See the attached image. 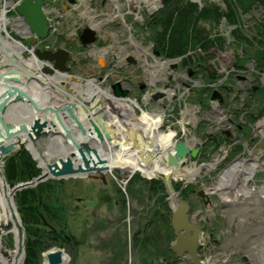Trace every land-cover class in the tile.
I'll return each instance as SVG.
<instances>
[{
    "label": "rangeland",
    "instance_id": "1",
    "mask_svg": "<svg viewBox=\"0 0 264 264\" xmlns=\"http://www.w3.org/2000/svg\"><path fill=\"white\" fill-rule=\"evenodd\" d=\"M3 1L0 0V12L5 8V17L14 18L15 16L10 13L9 6H3ZM197 2L201 3L200 7L208 2L222 5L221 0H197ZM161 6V0H83L81 3L79 0L75 10L69 12L64 19L63 32L68 34L70 29L78 31L83 27L95 26L99 38L93 46L86 50L71 49L74 60V70L71 74L76 78L82 77L87 80L95 78L96 84L104 91L119 85L120 90L127 91L129 99L139 104V107L133 105L137 116H141L142 111L150 113L151 111L156 113L164 111L161 106L151 105L150 95H146V92L139 88L141 84L145 86L144 90L146 91L151 92L150 89L154 88L171 94L176 89L175 87H178L176 93H184L182 98H188L190 94L187 93L188 87L184 84H193L194 81L192 80L196 79L195 81L199 82L200 80L193 77L195 75L193 72L175 71L167 64H165L166 68L158 66L157 62L163 63V59H160L159 56L156 57L153 51L152 35L154 30H151L150 41V34L145 29L147 25L144 27L145 21ZM263 18L264 11L260 9L253 11V13L241 14L238 17V24L233 26L224 23L215 25L207 21L200 24L201 30L204 29L209 38L221 37L224 39V42L219 43V48H212L208 51L210 55L213 53L215 57L218 56V60L210 57L211 60H208L204 66L212 65L213 70L219 69L220 75H224L223 70L230 71L228 80L222 79L221 84L230 88L235 87L233 92L236 94L240 90L248 92L249 88L257 85L253 61L249 60L247 69L251 74L248 76L249 78L245 77V81L243 80V73L237 72V69L233 68V62L238 58V55L242 56L241 53L245 55L249 51L248 49L251 47L248 48V46H252V40H256L255 36H259L256 34V24ZM13 24H7V31L13 27ZM253 42L255 45L256 42ZM221 47L224 48L221 49ZM93 48L94 50H106L110 55H105L101 64H98L97 59L101 53L99 56L93 57L90 52ZM195 51L202 52V49L199 48ZM111 55L112 57L123 56L122 61L126 56L134 57L137 59V64L124 65L120 69L107 67L109 63L106 61H112ZM216 61L217 64H215ZM101 69L103 71H99ZM106 75H108L107 80ZM263 78L262 76L259 78L261 84L264 82ZM176 79H178L179 85L176 84ZM244 82L250 84L247 90L243 86ZM166 86L169 88L165 89ZM61 89L62 87L59 88V90ZM220 92L222 93V91ZM223 93L224 95L227 93L226 100L230 101L229 91L225 90ZM51 94L57 95L56 92H51ZM231 101L234 103L229 106L230 109H224V116L216 115V119L209 120V124L206 123L208 121L206 119L205 127L203 130L201 127L197 134V129L192 127L197 124V121L183 122V116L179 115L180 110L175 115L169 110L167 111L168 121H165L161 130L164 132H168L170 129L175 131L176 135L171 141L172 144H175L178 140L190 139L195 135H199L201 138L205 133L207 136V125H220L227 122L228 119L236 125L233 114L231 113V116L229 113L232 111V107L244 110V106L242 107L244 101L242 99H231ZM127 103L130 104L131 102L127 101ZM125 117L121 121L124 122V119H127ZM197 120L204 121L199 118ZM114 125L118 124L114 123ZM116 128L117 131L115 132L118 137V133L121 132L120 126ZM47 140L48 137H44L36 142L37 150L43 159L48 158L47 155L43 156ZM12 154L4 158V163L6 158ZM216 159H219V156H215L214 160ZM214 160L203 163H212ZM0 164L4 167L3 162ZM224 166V164L220 165L219 170ZM263 177V173L258 174L252 183L253 187L260 186L264 180H262ZM155 180H159L158 177ZM201 180L204 181V185H207V178L202 177ZM62 181L60 200L66 211V224L69 227L70 235H72V241L69 242V245L62 248V251L70 257L66 264H141L142 261L148 259V257H143L145 250L151 252V257H149L151 264H164L163 262H166L167 254H163L161 251H167L173 235L171 229H166V226L163 225L162 216L166 206L160 201L159 194L165 192L166 197H168V192L164 186V191L154 192L150 187V179L142 176L139 172L131 175L129 170L122 171L120 168L112 173L108 172L105 175V183L100 180L79 177L67 178ZM196 188L200 189L199 187ZM157 201L160 203L158 204ZM176 201L178 202V200ZM155 202L157 204H154ZM197 202H199L198 208L200 209L193 212L191 219L196 225L203 218V221L200 222L201 225L205 226V234L202 239L204 255L201 259L205 264H256L253 256L243 248L244 239L247 240L246 236L252 235L253 231L248 229L245 232L243 227L238 226L239 221L235 216L239 209L233 205L237 203H227L221 195L214 193H211L209 206H202L200 199L194 197L193 203L196 205ZM226 206L228 208L224 209ZM237 206L239 205L237 204ZM240 211H242L241 221L251 222L249 227L252 228L255 222L254 219L249 218L259 215V212L245 205L240 207ZM245 214L248 217H244ZM210 233L214 234V239L218 241L216 244L208 241ZM150 239L151 246L145 245V242L150 241ZM4 246L11 250L15 249V237L13 235L5 237ZM51 249L53 248H49V250ZM137 252L140 256L137 255ZM44 262L45 258L42 256L40 264ZM20 264H23V259Z\"/></svg>",
    "mask_w": 264,
    "mask_h": 264
},
{
    "label": "water",
    "instance_id": "2",
    "mask_svg": "<svg viewBox=\"0 0 264 264\" xmlns=\"http://www.w3.org/2000/svg\"><path fill=\"white\" fill-rule=\"evenodd\" d=\"M69 2L74 3L75 0H69ZM44 7L45 0H21L15 3L14 10L17 14L15 20L22 23L19 28L24 31L20 34L16 30L17 39L13 40L15 42L13 47L17 49L20 57L11 47H1L3 45L0 36V162H4L6 156L19 148L25 147L37 161L38 168L43 170L38 177L19 183L14 187H11L4 174H1L3 189L7 194V203L11 209L19 191L34 188L49 179L87 178L91 173L104 176L109 171V167L106 160L102 158L100 144L116 140V137H112V133L116 134L114 129L110 127L111 129L108 131L109 128L105 127V125L113 124L105 122L106 119L101 114L102 109L95 110L93 108L94 111L89 114L85 106L79 105L78 100L82 99L76 95L71 86L77 80H74L73 76L68 73L70 71L67 66L69 51L65 49L54 51L34 49L38 40H45L49 34L50 22ZM79 39L83 46H90L97 40V31L87 27L79 34ZM33 57L36 58V63L40 67L34 71L35 74L32 72V68L30 72L26 65V61H32ZM130 61L136 63L135 60L130 59ZM171 64L172 68L177 67V62ZM40 77L51 78L54 85H47ZM67 77L70 78V82L64 83L63 80ZM54 79L59 80L55 81ZM34 81L41 85V89L43 87V89L56 91L65 100L52 105H47L45 102L38 103L28 90L31 85L36 86ZM59 86H62L65 92H58L57 87ZM113 88V95L116 97L127 96V91L120 90L119 85L113 86ZM71 95L78 98L72 99ZM164 96V93H160L155 99ZM106 99L109 101V98ZM212 99L223 100V97L219 91H214ZM85 105L88 106L89 103L86 102ZM163 105L166 107V99L163 100ZM80 109L88 114V128L82 121ZM58 125L61 129H58ZM74 129H78L77 132ZM44 137H48L49 143L52 139L61 137L65 142V149H50L48 143L46 150L51 152L43 154L48 158L39 160L41 158L39 153L40 156L37 159L34 151H39L35 144ZM23 138H26L28 144L22 141ZM91 141L95 142L98 147L92 146ZM115 148L119 149V145H115ZM198 152L199 149L192 148L184 141L173 145L166 160V167L169 171L163 177L167 191L171 196H176L171 183L173 172L185 168L186 157L190 155L192 158H196ZM153 178L157 179V177ZM153 178L148 179L152 180ZM159 178L161 177L159 176ZM188 211L189 208L184 202L173 204L171 225L176 235V241L172 250L177 254V257L188 253L197 264L201 231L197 225L190 222ZM15 225L19 235L18 240L15 241L16 248L11 250L6 246L7 250L14 252L15 259L13 261L10 253L5 250L0 253V264H20L24 258L26 234L21 218L20 221L15 220ZM12 227L11 223L4 226L8 231ZM45 257L49 264H64V253L60 249L50 250L45 254ZM3 258L8 259L7 263L1 261Z\"/></svg>",
    "mask_w": 264,
    "mask_h": 264
},
{
    "label": "flooded vegetation",
    "instance_id": "3",
    "mask_svg": "<svg viewBox=\"0 0 264 264\" xmlns=\"http://www.w3.org/2000/svg\"><path fill=\"white\" fill-rule=\"evenodd\" d=\"M20 0H4L3 1V6L6 4L5 7L9 6L10 8V13L11 15L14 16V5L15 3L19 2ZM79 0H75L74 4L70 3L69 0H45V11L48 14V18L50 20V31L48 34V38L45 40H42L38 43L37 47L41 48L43 50H58L59 48L65 49L69 51L70 56L67 61V66L70 68V71L68 72L71 74V72L74 70V60L72 57V51L71 49H75L82 51V49L86 50V48H83L82 43L79 41L77 37V31L70 29L68 34H65L62 30L63 27V22L66 16L68 15L69 12L72 10H75L76 3ZM83 0H80V3ZM73 4V5H72ZM6 15V14H5ZM58 16L62 20V25L60 28L55 27V16ZM7 24H12L14 23L13 18L8 19ZM7 29V25H6ZM15 26L13 24V27L10 28V36H14ZM212 48H219V45L217 43L214 44ZM210 48V49H212ZM92 49V48H91ZM90 49V50H91ZM97 52V49L91 50L90 52L92 53ZM219 52V50H218ZM217 52V53H218ZM204 53V52H203ZM205 55H208V57H211L212 59L215 58L218 60V56L215 57V54L211 53H204ZM93 57L97 56V54H91ZM109 56L108 52L106 54H101L99 58L97 59V63L101 64V56ZM213 55V57H212ZM159 56V54H158ZM123 56H114L112 57L111 55V62L106 61L107 67L109 66L110 68L116 67L117 69L122 68L124 65H133L137 64V59L134 57L126 56V58L123 60ZM211 58L209 60H211ZM131 60H135L136 63L131 62ZM160 59H163L160 57ZM171 61H176L177 62V67L176 68H171L172 70L175 71H181V72H189V73H194L195 75L193 76L194 78H197L199 81H194L193 84H184L187 85L188 90L187 93L190 94V96L186 99L184 97L182 98V94L176 93L178 87H175L174 91L171 93H166L164 91H159L155 90L154 88H151L149 92L144 90L145 86L141 84L139 86L140 89H142L143 92H146V95H150L151 97V105H158L163 108L164 115V121L163 124L167 119V111L169 110L171 113L174 115L179 112L180 110V116L184 119L191 118L193 117L192 120L197 121V124L192 126L194 129L196 128V134L199 131V129L204 126V122L206 119V123L209 124V120H214L216 119V115L224 116V109L229 108L231 104L234 103V101H231V99H242L244 103H242V107L244 106V110L240 109L238 107H232V111L229 114H233V117L235 119V124H233V121L228 119L227 122H224L220 125H207V136H205V133L203 136L200 138L199 135H195L194 137L190 139H183L181 141H184L185 143H188L192 148L199 149V152L196 156V158H192L190 155L186 157V167L192 168H198L199 170L202 169L200 172L199 176L195 180H186V179H175L173 178L171 180L172 186L174 188V191L176 193V196L173 197L168 193V197H166V200L168 201V206L172 210L173 204L174 203H181L184 202L188 208V215H189V220L190 222L193 223L192 221V214L194 211H198V206L199 202L195 205L193 203V198L196 197L197 199L199 198L202 206L207 207L211 204V193L220 195L213 191V188L215 185H217L219 178L221 175L225 172H228L233 166H238L239 169V174L243 175L249 174L252 172L253 176L252 178H249V184L248 187L257 192L258 196H261L260 198L262 201H258V199H252L251 196H249L247 199L243 197V194L240 195L238 198L239 200H236L235 203L233 204L236 206L239 211L237 212L236 216L239 223V227H243V231L247 232L248 229L249 231H253L251 234L246 236L247 240L244 239L245 245L243 248H245L246 252L249 251V245L252 247H257L260 245L262 248L264 246V195H260V190L264 189V177L262 178V183L260 186L253 187L254 179L258 174L263 173L264 174V132H262V127L258 124L260 121H264V82L261 84L259 82V78L262 76L264 77V70L262 69L260 72H256L254 68V76H255V82H257V85L255 87L249 88L250 84L243 83V86L245 90L248 92H244L242 90L238 91L239 93L236 94L233 92L235 90V87H228L224 84H221L222 79H227L229 78V74H231L230 71L223 70L224 75H220L219 69L213 70L212 65H207L205 66V72H201L202 70V62H195L192 64H189L187 68H184L181 64L182 58H176V59H163V64L169 65V62ZM238 58L235 59L233 62V68H236L237 72L243 73L244 76V81L245 77L249 78L251 72L248 71L247 67H249L248 63L249 61L245 62L244 64L238 63ZM210 62V61H209ZM217 64V61L215 62ZM243 68H240V67ZM104 67V66H103ZM102 67V68H103ZM166 68V67H164ZM103 71V69L99 70ZM247 73V74H245ZM245 74V75H244ZM259 74V75H257ZM72 75V74H71ZM260 76V77H258ZM108 75H106V80H107ZM92 80H95V78H91ZM103 79V77H101ZM176 79V84L179 85V82ZM228 80V79H227ZM264 80V78H263ZM247 82V81H246ZM254 82V83H255ZM180 87V86H179ZM169 86H166L165 89H168ZM211 89V91H210ZM222 91V93L220 91ZM229 91L230 95V101L226 100V94L224 95V91ZM141 91V90H140ZM214 91H219L223 97V100L221 99H212V95ZM59 92V91H58ZM65 92V91H63ZM160 93H164L165 96L155 99L156 96H158ZM175 93V94H174ZM57 97H60L59 95H56ZM55 97V96H54ZM61 98V97H60ZM167 100V105L164 107L163 105V100ZM57 100L61 101V99L57 98ZM119 101V100H118ZM248 102V103H246ZM228 105V107H227ZM241 107V108H242ZM230 109V108H229ZM151 114H156V112L151 111ZM231 114V116H232ZM186 117H185V116ZM127 116V115H126ZM126 118V117H125ZM202 119L197 120V119ZM191 120V121H192ZM241 122V123H239ZM187 123V122H186ZM78 130V129H77ZM76 130V132H77ZM255 140V141H254ZM181 141L178 140L176 143H180ZM254 142V143H253ZM175 143V144H176ZM91 145L97 147L98 145L95 142L91 141ZM174 145V144H172ZM173 147V146H172ZM171 147V149H172ZM215 156H219V159L214 160ZM205 160V161H204ZM211 160H214L212 163H203V162H209ZM191 163V164H190ZM253 163H257L255 171H250L248 172L249 169L246 168H251V165ZM224 164V168L219 170L220 165ZM192 166V167H191ZM198 166V167H197ZM209 166V168L207 167ZM219 170V171H217ZM248 170V171H247ZM213 171H217L216 173ZM215 173V175H213ZM102 176V174H97V173H91L88 175L87 178L89 179H95V180H100L102 182L105 181V175ZM248 175V176H249ZM159 180H156L160 182L166 189V185L164 183L163 177L160 176ZM203 178H207V185L203 184ZM74 178V177H73ZM237 180L240 179V175H238ZM71 179V178H69ZM155 180V179H154ZM62 181V180H61ZM151 181L150 180V187H151ZM236 181V180H235ZM154 185V183L152 182ZM196 187H199L200 189H197ZM153 190V189H152ZM168 192V191H167ZM178 200V202L176 201ZM176 201V202H175ZM159 204L160 202L157 201ZM156 202L154 204H157ZM231 205V206H233ZM248 206L257 212H259V215H255L253 218L249 219H254L255 225L250 228L249 224L251 222H246V221H241L242 218V211H240V207ZM228 206L224 207V209H227ZM247 208V207H246ZM244 217H248L246 214ZM249 217H251L249 215ZM203 221V218H201L200 222ZM206 221V219H204ZM200 222H198L196 225L199 227V230L201 231L200 233V240H199V245H198V250H197V255H198V263L197 264H205V262L201 259L202 255H204V244L202 243V239L204 237L205 231L204 228L205 226L201 225ZM242 222V223H241ZM195 224V223H193ZM166 229H171L173 239L170 242V245L167 248V251H161L163 254H167L168 259H165L166 262H163L164 264H196L195 260L188 254L184 253L181 257H177V254L172 250V246L176 241V235L175 232L172 228L171 221H169V225H165ZM151 237V233H150ZM251 240V241H248ZM257 240V241H254ZM208 241L209 242H214L215 244L218 242L216 239H214V234H209L208 235ZM145 245L151 246V239L150 241L145 242ZM262 245V246H261ZM260 248V249H261ZM137 255L140 256V254L137 252ZM252 256V254L250 253ZM143 257H148L147 260H144L141 262V264H151V252L145 250L143 251ZM229 257V256H228ZM164 258V257H163ZM256 263V261H255ZM257 264V263H256Z\"/></svg>",
    "mask_w": 264,
    "mask_h": 264
},
{
    "label": "trees",
    "instance_id": "4",
    "mask_svg": "<svg viewBox=\"0 0 264 264\" xmlns=\"http://www.w3.org/2000/svg\"><path fill=\"white\" fill-rule=\"evenodd\" d=\"M161 1V8L144 24V27L147 25L145 29L150 34V41L151 30H154L152 41L155 44V52L163 59L182 57L181 64L184 68L196 61L202 62V73L205 72L204 64L210 58L204 53L208 52L215 43L219 45L220 42H224V39L209 38L206 31L201 30L200 24L207 21L218 25L223 18H227L228 24L233 26L238 24V17L241 14L253 13L260 9L264 11V0H221L222 5L208 2L203 7L190 0ZM256 25V34L259 36H255L257 39L252 40L253 45L248 46L251 48L245 55L244 53H241L242 56L238 55V63L242 65L251 60L255 63L256 72H260L264 70V18ZM253 41L256 42L255 45ZM199 48L202 52L195 51ZM40 174L41 169L38 168L37 162L25 148L17 150L6 158L4 175L11 186L30 181ZM153 183L154 185L151 181L152 191H164L160 182L154 180ZM62 185L63 181L48 180L35 188L20 191L15 197L26 231L24 264H40L42 254L47 249L66 247L72 241V235L66 224V211L60 200ZM159 196L160 201L166 206L162 216L163 223L169 225L172 211L168 206L166 193Z\"/></svg>",
    "mask_w": 264,
    "mask_h": 264
},
{
    "label": "bare ground",
    "instance_id": "5",
    "mask_svg": "<svg viewBox=\"0 0 264 264\" xmlns=\"http://www.w3.org/2000/svg\"><path fill=\"white\" fill-rule=\"evenodd\" d=\"M4 6H6V4ZM5 10L6 9L4 8V10L0 12V32L6 30V25L8 22L7 18L5 17ZM226 19L227 18H223L221 23L228 24ZM1 40L4 46H8V44H10V41L8 39L1 38ZM102 58H104L103 55L101 56V59ZM103 60L104 59H102L101 61ZM26 65L29 68L30 72L32 68L33 73L34 71H37L38 68H40L36 63L35 57H33L32 61L30 62L26 61ZM157 65L165 67V64L160 62H157ZM40 78L48 85L53 84L51 78ZM54 80L56 81L59 79ZM64 80L65 82H69L70 78L67 77ZM34 83L36 84V86L31 85L30 87V90H34H29V92L38 103L43 104L44 101L42 100H44L45 96V103L47 105L58 104L59 102H61L57 100V98L61 99L60 97H57L55 94H53L55 96L54 97L51 94V90L43 89V87L41 89V85L38 82L34 81ZM59 88L60 87H57V91L59 90ZM72 89L76 92V95L81 97L82 99L78 100L79 105L81 107L82 105L85 106L89 114H92L94 109H102L101 114L105 117V122L113 124L105 125L107 129L109 128L108 131H110L111 128L114 129V131H117L116 127L120 126L121 132L118 133V137L117 133H112V137H116L118 138V140L114 139L113 141H105L100 144L102 158L106 160L109 167L108 172L112 173L117 168H120L122 171L129 170L131 175L139 172L147 178L165 176V173L169 171L166 167V160L171 147L173 146L171 141L176 135V132L172 129H170L168 132H164L163 130H161L164 121V113L151 114L150 112L142 111L143 114L141 116H137L133 107V105L139 107V104L137 102L127 100V96H112L114 94V88L108 91H104L99 85L96 84L95 80L92 79L87 80L77 78V81H75L72 85ZM59 92H63V89L59 90ZM77 96L71 95V98H78ZM106 98H109V101H107ZM127 101L131 103L128 104ZM86 102L89 103L88 106L85 105ZM117 102L119 105L117 104ZM79 112L80 116L82 117V121L85 124V127L88 128V114L85 113L82 109H80ZM124 116H126L127 119H124L123 122L121 120L122 118H124ZM192 119L193 117H187L183 120V122H188ZM114 123L118 125L115 126ZM258 124L260 125V127H262V132H264V121H260ZM58 129H61L59 125ZM22 141L28 144L26 138H23ZM48 141L49 140H47V144L49 143ZM117 144L119 145V149L115 148V145ZM64 145L65 142L63 141V139L61 137H58L56 139H52V141L49 143V148H54V150H64ZM50 152V150H45V154H48ZM34 155L37 159L40 156L39 152L36 151H34ZM41 159L43 158L41 157L39 160ZM256 166L257 163H253L251 165V168L248 167L246 169H249V171H247L250 173V171H255ZM207 167L209 168V166ZM2 170L3 167L0 164V253L7 250L4 246L5 237L13 235L15 237V241L16 239L18 240L19 235L18 229L15 225V220L17 219L20 221V217L15 204H13L12 209L8 206L7 194L3 189V178L1 175L3 173ZM201 171L202 169L199 170L195 167H185L183 169L174 171L171 178H175L177 180H195L199 176ZM239 172L240 171L238 169V166H233L230 170H228V172L223 173L219 178L217 185L214 186L213 191L220 194L222 196V199L227 203L235 202L236 200H238L239 195L241 194H243V197H245V199L251 196L252 199H258V201H262V199L260 198L261 196H258L256 191H253L248 187L250 180L249 178H252L253 173L251 172V175L245 173L241 175L239 174ZM238 175H240L239 180H237L236 178ZM154 179L155 178L152 179V182L154 181ZM260 193V195H264V189H261ZM8 223L13 224V227L9 231L4 228V226ZM248 247V252L252 254L253 259L256 261V263L264 264V247L261 248L260 245L257 247H252L251 245H249ZM7 251L10 253L11 258L14 261V252L10 250ZM64 258L65 263H67V261H69L70 259L68 255H64ZM1 261L3 263H7L8 259L3 258ZM43 264H48L47 260H45Z\"/></svg>",
    "mask_w": 264,
    "mask_h": 264
},
{
    "label": "built area",
    "instance_id": "6",
    "mask_svg": "<svg viewBox=\"0 0 264 264\" xmlns=\"http://www.w3.org/2000/svg\"><path fill=\"white\" fill-rule=\"evenodd\" d=\"M60 23V18L56 15L55 16V27L57 28V26L59 25Z\"/></svg>",
    "mask_w": 264,
    "mask_h": 264
}]
</instances>
